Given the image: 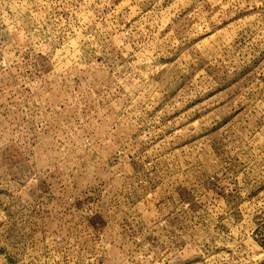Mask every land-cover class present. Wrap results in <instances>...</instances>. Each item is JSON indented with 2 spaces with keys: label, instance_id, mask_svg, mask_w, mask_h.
<instances>
[{
  "label": "rangeland",
  "instance_id": "rangeland-1",
  "mask_svg": "<svg viewBox=\"0 0 264 264\" xmlns=\"http://www.w3.org/2000/svg\"><path fill=\"white\" fill-rule=\"evenodd\" d=\"M0 264H264V0H0Z\"/></svg>",
  "mask_w": 264,
  "mask_h": 264
}]
</instances>
